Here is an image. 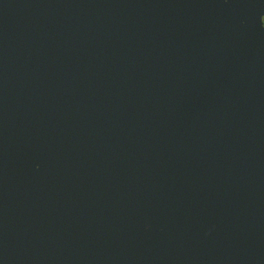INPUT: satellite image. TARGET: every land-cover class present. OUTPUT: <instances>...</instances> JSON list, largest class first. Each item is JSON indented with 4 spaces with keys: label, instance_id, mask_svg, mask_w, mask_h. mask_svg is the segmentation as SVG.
I'll return each mask as SVG.
<instances>
[{
    "label": "water",
    "instance_id": "95a60500",
    "mask_svg": "<svg viewBox=\"0 0 264 264\" xmlns=\"http://www.w3.org/2000/svg\"><path fill=\"white\" fill-rule=\"evenodd\" d=\"M264 0H0V264H264Z\"/></svg>",
    "mask_w": 264,
    "mask_h": 264
},
{
    "label": "flooded vegetation",
    "instance_id": "af4514ba",
    "mask_svg": "<svg viewBox=\"0 0 264 264\" xmlns=\"http://www.w3.org/2000/svg\"><path fill=\"white\" fill-rule=\"evenodd\" d=\"M263 21H264V16H263Z\"/></svg>",
    "mask_w": 264,
    "mask_h": 264
}]
</instances>
